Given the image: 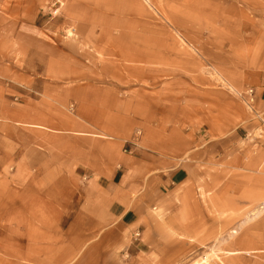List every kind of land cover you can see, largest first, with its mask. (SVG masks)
Here are the masks:
<instances>
[{"label":"rangeland","instance_id":"374dc122","mask_svg":"<svg viewBox=\"0 0 264 264\" xmlns=\"http://www.w3.org/2000/svg\"><path fill=\"white\" fill-rule=\"evenodd\" d=\"M256 89L264 0H0V264H264Z\"/></svg>","mask_w":264,"mask_h":264},{"label":"crops","instance_id":"0c3cea01","mask_svg":"<svg viewBox=\"0 0 264 264\" xmlns=\"http://www.w3.org/2000/svg\"><path fill=\"white\" fill-rule=\"evenodd\" d=\"M256 96H257V104L264 102V89H260V90L256 89ZM125 165L126 166L128 165V161H125ZM129 168L130 167L124 168V170L121 173L115 172L114 174H112L111 177L106 178V181L98 182L96 184V189L99 190L98 192L100 194L103 193L104 195L107 196L105 198L106 202L102 201L101 195L98 198V200L100 202L104 203L106 205V207H108L109 212H112V215H113L112 218L110 217V219L105 218L102 220L105 224L109 221H111V224H113V221L115 219V217H114L115 213H113V209L115 208V201H114V199H111L109 197V195H110L109 192L111 190H114V187H115V189L118 187H127V181H129V179H128ZM187 177H188V171L187 170L175 171L170 177L171 183L172 184H182L185 181V179H187ZM166 183L169 184V181H167ZM123 202H124V200H123ZM124 203H126V202H124ZM96 204L99 205L98 202H96ZM128 206L129 205L127 204L125 210L127 208H129ZM131 213H132L131 211H124L122 213L121 217L122 218H128L129 216H131L130 215ZM94 222H96V221H94ZM108 225H110V224H108ZM108 225H106V226H108ZM262 252H264V251H262Z\"/></svg>","mask_w":264,"mask_h":264},{"label":"bare ground","instance_id":"6f19581e","mask_svg":"<svg viewBox=\"0 0 264 264\" xmlns=\"http://www.w3.org/2000/svg\"><path fill=\"white\" fill-rule=\"evenodd\" d=\"M197 264H199V263H197Z\"/></svg>","mask_w":264,"mask_h":264}]
</instances>
